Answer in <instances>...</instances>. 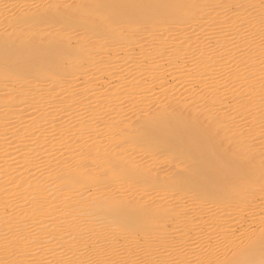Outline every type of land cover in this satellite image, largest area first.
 <instances>
[{
    "label": "bare ground",
    "instance_id": "1",
    "mask_svg": "<svg viewBox=\"0 0 264 264\" xmlns=\"http://www.w3.org/2000/svg\"><path fill=\"white\" fill-rule=\"evenodd\" d=\"M159 257L264 264V0H0V264Z\"/></svg>",
    "mask_w": 264,
    "mask_h": 264
},
{
    "label": "rangeland",
    "instance_id": "2",
    "mask_svg": "<svg viewBox=\"0 0 264 264\" xmlns=\"http://www.w3.org/2000/svg\"><path fill=\"white\" fill-rule=\"evenodd\" d=\"M75 33H77L76 31H75ZM126 66L127 65H130V63H126L125 64ZM93 73H90V74H84L83 75V78L81 79L82 81H84V80H89L91 77L90 76H92V77H94L93 75H92ZM90 75V76H89ZM122 76V78L124 79V77H127L128 78V76H126V75H123V74H121ZM86 76V77H85ZM89 78V79H88ZM127 78L125 79V80H127ZM130 78V77H129ZM128 78V79H129ZM168 78V80H170V77L168 76L167 77ZM106 79L107 78H104L103 80H104V84H108V86H111V82L109 83V81H108V79H107V81H106ZM65 80H69V77H65ZM74 87H75V85L74 84H72ZM80 85L81 84H76V86L77 87H80ZM97 87H99L100 86V82L98 83V85H96ZM107 86V87H108ZM187 86H195V87H198V85L196 84V83H194V85H193V83H190V84H183L182 86H178L177 88H176V91L177 92H182V90H184ZM156 87V86H155ZM179 90V91H178ZM81 99H84L83 97L81 98ZM228 100H230V99H226L225 101H226V103H223L222 105L224 106H227L226 104H229L230 102L228 101ZM84 101V100H83ZM82 101V105H81V107L80 108H82L85 104H88V103H86L85 101H87V102H89L88 100H85L84 102ZM232 112H234V110L233 111H231V113ZM30 114V113H29ZM61 114V113H60ZM31 115V114H30ZM57 116H59V114L57 115ZM97 127H101V125L100 126H97ZM88 134V137L91 135V133H87ZM90 134V135H89ZM107 138H111V137H109V136H107ZM10 139V138H9ZM9 139H7L8 140V142H10V140ZM6 140V141H7ZM8 142H5V143H8ZM104 142H105V139H104ZM112 142L113 143H111V142H109V141H106L105 142V146L107 147V148H111L115 143H114V141L112 140ZM4 143V142H3ZM52 143H55V141H52ZM110 144V145H109ZM111 144H113L112 146H111ZM54 152H55V150H54ZM58 153L59 152H61V151H57ZM56 153V152H55ZM58 153H56V154H58ZM140 153V152H139ZM137 154V153H136ZM139 155V157L141 158L142 156V154H138ZM50 156H53V155H50ZM54 156H55V154H54ZM138 157V158H139ZM67 162V161H66ZM66 162H63V163H65V165H70V163H66ZM63 163H62V165H63ZM167 166H166V164L164 163V164H162V167H160L159 169H161V170H163L164 171V168H165V171H164V173L167 171L166 168ZM26 171H28V170H24V171H21L22 173L23 172H25L26 173ZM20 172V173H21ZM187 211V210H186ZM187 216V215H186ZM234 227V226H233ZM254 228V225L253 226H251V229H253ZM172 233V235L171 236H173L174 234H173V232H171ZM112 237H113V235H112ZM114 241H118V240H120L121 238H119V236H115L114 237ZM122 241V240H121ZM123 243V242H122ZM138 245L139 244H141V243H137ZM123 245L124 246H122V247H124V248H129V247H132V246H135V247H132L131 248V250H135V252L137 251V250H139V248L140 247H138V246H136V244H130V243H123ZM209 248H210V246H209ZM196 250L198 251V253H197V256L199 257V256H203L205 253H206V250H207V248H205L204 247V240H203V238L202 239H199V240H197V242H196ZM122 252V248L121 247H119V246H115L114 248H113V250H112V254L113 253H116V254H120ZM134 255H136V256H134V257H137V258H139V257H141L142 256V252L141 253H137V254H134ZM160 264H174V263H172L173 261H170L169 259H166V260H162V257H159V261H158Z\"/></svg>",
    "mask_w": 264,
    "mask_h": 264
}]
</instances>
